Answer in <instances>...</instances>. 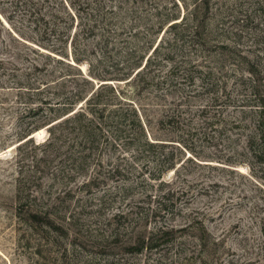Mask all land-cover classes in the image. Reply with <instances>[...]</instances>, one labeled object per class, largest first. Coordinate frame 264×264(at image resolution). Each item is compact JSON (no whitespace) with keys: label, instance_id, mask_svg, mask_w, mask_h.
Masks as SVG:
<instances>
[{"label":"rangeland","instance_id":"obj_1","mask_svg":"<svg viewBox=\"0 0 264 264\" xmlns=\"http://www.w3.org/2000/svg\"><path fill=\"white\" fill-rule=\"evenodd\" d=\"M207 1L139 0L105 26L95 0L90 21L67 0H0V57L49 51L39 41L58 20L91 80L89 140L76 122L60 125L73 111L20 140L45 116H22L0 88V264H264V141L252 143L262 156L250 149L264 107V0ZM102 83L115 91L94 104ZM161 230L173 233L158 247L128 249Z\"/></svg>","mask_w":264,"mask_h":264},{"label":"trees","instance_id":"obj_2","mask_svg":"<svg viewBox=\"0 0 264 264\" xmlns=\"http://www.w3.org/2000/svg\"><path fill=\"white\" fill-rule=\"evenodd\" d=\"M99 1V7L97 8L100 13L93 14L94 23L101 21L105 26L108 25V22H111L113 15L110 13H116L115 8H125V4H130L131 9H134L137 6L136 2L139 0H118V4L113 3L110 0V8H107L106 1ZM207 1V0H206ZM77 4V5H76ZM207 10H209L208 1L206 3ZM67 6H70L72 9L77 7V11L85 13V18L90 21V0H67ZM71 10V9H70ZM66 11L67 14L73 15L72 11ZM57 18L59 16H56ZM56 18V19H57ZM60 19L65 18L63 15H60ZM74 18V16H72ZM178 16H172L171 19H177ZM42 19L45 21L44 16ZM177 22L172 23L171 25H176ZM68 28L66 25H61L60 21L55 20L52 25L46 30H49L45 35H42L44 39H41L39 44L44 48H47L49 51H42L39 49L33 48L32 51L36 54L34 57L29 56V54L20 53L16 57V61L0 57V88H7L10 90V93H14L15 103L18 106H24L25 111L22 116H45V118L40 121L36 119L32 121L29 126H26L22 132L18 134V138L24 139L29 137L34 131L40 129L41 127L50 124L51 122L61 118L62 116L73 111V115L65 118L63 121H59L60 125L63 123L76 122L78 127L84 131L86 136H89L90 139V130L88 129L90 124V60L81 55L77 51V43L74 37L71 40V53L69 52V40L70 33H68ZM90 30V27H87ZM46 32V31H45ZM65 34L67 36H65ZM47 40V43L44 41ZM153 39L149 40L148 48H152L154 45ZM157 50V46L154 48L152 54ZM151 54V55H152ZM60 55V56H58ZM151 55L148 56L147 61L150 60ZM39 56L41 59H39ZM63 57L72 58L73 62L65 60ZM144 59V56L134 59L128 65V70L125 72V75L121 79H129L132 77L136 68L141 66V62ZM83 61H87L89 68L88 72H84L79 64ZM148 63V62H147ZM147 65V64H146ZM65 66V68H64ZM140 70L136 72L139 74ZM73 74V75H72ZM135 74V75H136ZM92 76L93 75L91 73ZM97 77V76H96ZM99 78V77H98ZM75 80L79 81L78 83ZM110 87L112 93L115 91L111 85L108 83H102L98 90L94 91L92 95L94 96L95 103L98 102V97L102 93V89ZM54 94L56 97L64 96L63 101H57V103H52L45 96L47 94ZM117 96L116 94H112ZM86 101V109L80 108L75 110L76 105L81 101ZM110 101L107 102L113 103V97L111 96ZM121 100V99H120ZM122 101V100H121ZM120 101V102H121ZM34 104H37L34 106ZM263 105V104H262ZM119 108H110L112 113H116ZM133 110H135L133 108ZM46 111V115L44 112ZM92 113L97 116L96 111L92 110ZM136 112V110H135ZM136 114V113H135ZM137 115V114H136ZM137 123L140 128V132L143 136L146 135L145 127L141 118L137 115ZM58 122V121H56ZM54 122L49 127L51 131L54 129ZM254 132L250 139V149L255 157L262 156V151L253 147L252 143H259L264 141V107L259 108L256 118L254 121ZM113 132V131H112ZM114 140L119 137L115 134H112ZM32 136L29 137V139ZM144 144L148 147L156 146V142L148 139L145 136ZM264 233V227H262ZM173 230H161L158 232H153L148 238H144L141 242L131 245L128 247L130 251L141 252L145 248H156L158 247V240L161 236L172 235Z\"/></svg>","mask_w":264,"mask_h":264},{"label":"bare ground","instance_id":"obj_3","mask_svg":"<svg viewBox=\"0 0 264 264\" xmlns=\"http://www.w3.org/2000/svg\"><path fill=\"white\" fill-rule=\"evenodd\" d=\"M42 132H44V129H40L39 131H38V134L39 133H42ZM35 133V132H34ZM37 134V133H36Z\"/></svg>","mask_w":264,"mask_h":264}]
</instances>
